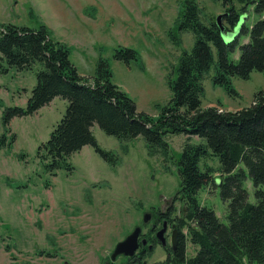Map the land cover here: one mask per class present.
I'll return each instance as SVG.
<instances>
[{
    "label": "rangeland",
    "instance_id": "rangeland-1",
    "mask_svg": "<svg viewBox=\"0 0 264 264\" xmlns=\"http://www.w3.org/2000/svg\"><path fill=\"white\" fill-rule=\"evenodd\" d=\"M185 1L0 0V25L29 29L44 26L53 42L68 49V59L83 79L96 77L99 59L106 60L112 72L110 82L132 99L139 113L156 117L159 105L172 98L169 82L177 77L182 53L190 52L194 44L192 32L176 30ZM194 1L204 24L215 22L229 6L240 14L244 8L237 33L240 26L250 29L264 19V13L255 14L253 5L242 0ZM248 38L241 35L237 39L239 46L228 54L230 61L237 62L239 47L248 43ZM120 48L136 51L137 60L128 65L116 61L112 56ZM215 52L212 47L214 63ZM0 64V137L7 138V146L0 149V264H127L128 258L119 256L111 262L109 255L136 226L141 227L146 241L155 239L143 264L165 262L166 250L150 230L152 222L145 227L142 216L153 210H170L167 216L174 222L181 209L180 202L175 201L180 153L186 143L204 145L205 140L170 135L166 138L171 150L168 156L149 155L142 137L123 142L94 125L90 132L97 145L116 156V165L104 161L86 145L67 157L66 166L50 171V159L41 146L65 115L68 102L56 97L31 115L12 118L5 126L6 110L26 108L37 73L44 67L35 63L30 70H18L5 61ZM214 75L215 65L202 81V109L218 107L221 113L247 109L254 94L264 90V74L257 71L249 79L231 78L237 97L225 87L214 85ZM11 135L15 140L10 146ZM210 152L208 149L199 165L202 171L205 167L212 169L218 185L224 175L219 172L218 157ZM239 164L237 169L246 171ZM252 187L247 176L243 189L249 203L255 202ZM217 189L211 183L206 185L200 189L198 200L227 224L228 202H222ZM164 240L171 245L169 231ZM193 252L188 244L187 256L192 257Z\"/></svg>",
    "mask_w": 264,
    "mask_h": 264
},
{
    "label": "trees",
    "instance_id": "trees-1",
    "mask_svg": "<svg viewBox=\"0 0 264 264\" xmlns=\"http://www.w3.org/2000/svg\"><path fill=\"white\" fill-rule=\"evenodd\" d=\"M242 1L252 4L255 14L264 13V0ZM195 3H183L176 29L193 33V47L182 53L176 66L177 77L169 82L172 98L164 106L159 105L156 117L139 113L132 99L110 82L112 72L106 60L99 59L96 77L83 79L68 59V49L53 42L44 26L29 29L0 25V62L18 70H30L35 63L44 67L37 73L26 108L7 109L3 124L8 125L14 117L33 114L56 97L67 100L65 115L41 146L50 159V171L66 166L67 157L86 145L104 161L116 165V156L97 145L90 132L94 125L123 142L142 137L149 155L168 156L171 150L166 138L170 135L204 139V145L186 143L177 161L179 189L175 201L180 202L181 209L172 221L177 224L179 238L173 253L162 264H264V90L254 94L247 109L235 112L221 113L218 107L202 109L200 103L204 94L202 81L213 65V84L225 87L234 97L238 93L232 88V77L245 80L253 71L264 74V19L250 29L243 25L239 35L225 43L215 22L201 21ZM242 13L233 6L226 8L222 17L225 32H233ZM241 35H248L249 42L240 45V55L234 63L228 54L239 46L237 39ZM170 37L176 43L177 39ZM212 47L217 55L215 63ZM136 55L132 49L120 48L112 57L128 65L137 60ZM14 140L11 135L10 146ZM6 142L5 135L0 137V149L7 146ZM208 149L218 157L219 172L224 175L218 185L212 169L205 167L202 171L199 165ZM239 163L246 171L237 169ZM67 169L70 171L71 167ZM247 176L252 181L254 203L246 201L243 188ZM210 183L218 188L222 202H228L227 224L221 223L211 208L199 203L200 189ZM146 242L151 249L141 247L127 259V264H143L155 239ZM188 244L194 248L192 257L186 253Z\"/></svg>",
    "mask_w": 264,
    "mask_h": 264
},
{
    "label": "water",
    "instance_id": "water-1",
    "mask_svg": "<svg viewBox=\"0 0 264 264\" xmlns=\"http://www.w3.org/2000/svg\"><path fill=\"white\" fill-rule=\"evenodd\" d=\"M222 17L223 15H220L216 18L215 20V24L218 26V28L220 29V34H221V37H222V40L225 42V43H230L232 39H234L235 37H237L239 35V32H235L237 27L235 26V28L233 29V32H225L224 31V28H223V25L221 23V20H222ZM240 22H238L239 24ZM237 24V26H238ZM242 27V26H240ZM237 33V34H236ZM235 35V36H234ZM234 36V37H233ZM152 214L147 212V213H144L143 216H142V224L143 225H147L151 222L152 220ZM166 232V229H165V226L162 227V229H160L157 233H156V239H157V242H160L162 247H165L166 246V242H164V234ZM142 235V230H141V227L140 226H136L132 229V231L120 242H117V244H115V247L113 249V252L110 256V261L111 262H114L116 260L117 257L119 256H123V257H126V258H132L135 256V254L137 253V250L139 249V239ZM176 235H177V232L176 230H174L172 232V235H171V247L172 249H175L176 247ZM141 246L142 247H145L147 242L145 239L141 240ZM148 250L151 249V245H149L147 247Z\"/></svg>",
    "mask_w": 264,
    "mask_h": 264
},
{
    "label": "flooded vegetation",
    "instance_id": "flooded-vegetation-1",
    "mask_svg": "<svg viewBox=\"0 0 264 264\" xmlns=\"http://www.w3.org/2000/svg\"><path fill=\"white\" fill-rule=\"evenodd\" d=\"M170 206H172V205H170ZM149 213L152 214V216H151L152 217V220H151L152 223L151 222H150L151 224L149 223L150 224V230L152 232L154 231L153 233L156 234L163 226H165V229H166L165 234L169 231L170 240H171L172 232L174 230H176V232H177V235H176V244H177V240L179 238V232H178V229H176L177 228V224H176V222H170L169 221V219H168L169 216H167L168 215V211L163 213V211H160V210H153V211H151ZM144 226L146 227V226H148V224L147 225H144ZM143 235L144 234L142 233V235H141V237L139 239V242H138V243H140L139 244V249L142 247L140 241L143 240V239H145ZM159 244L161 245V243H159ZM149 245H150V243L147 242V245L145 247H147ZM163 249L166 250V253L165 254H166L167 257L171 253H173V251H174V249H172L171 245L168 246L167 243H166V246L163 247ZM138 250H137V252H138Z\"/></svg>",
    "mask_w": 264,
    "mask_h": 264
}]
</instances>
